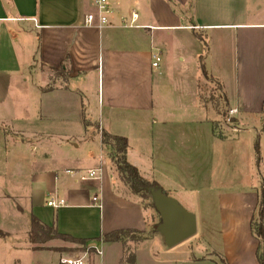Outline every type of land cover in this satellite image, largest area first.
I'll return each instance as SVG.
<instances>
[{
	"label": "crops",
	"instance_id": "obj_1",
	"mask_svg": "<svg viewBox=\"0 0 264 264\" xmlns=\"http://www.w3.org/2000/svg\"><path fill=\"white\" fill-rule=\"evenodd\" d=\"M95 12L93 0H0V75L41 79L22 98L0 95V149L11 144L34 157L28 168L21 159L7 168L18 183L26 177L30 231L35 217L86 240L85 250L71 244L82 254L102 252L91 249L86 264H129L130 254L140 264V252L153 245L161 254L173 249L153 230L160 214L119 176L115 151L102 141L107 133L127 139V162L167 196L176 199L166 184L180 183L217 206L220 226L202 215L198 232L204 238L217 229L224 247H207L191 263L260 264L251 222L264 188V1L114 0L102 28L86 25ZM210 81L229 115L236 111L231 124L202 98ZM243 147L254 175L244 190ZM91 170L100 176L83 181ZM122 230L152 232L142 242L103 241Z\"/></svg>",
	"mask_w": 264,
	"mask_h": 264
},
{
	"label": "rangeland",
	"instance_id": "obj_2",
	"mask_svg": "<svg viewBox=\"0 0 264 264\" xmlns=\"http://www.w3.org/2000/svg\"><path fill=\"white\" fill-rule=\"evenodd\" d=\"M7 74L8 73L6 72H1L0 75V80H2L0 81V95H4L7 98L11 96L12 98H22L27 94V90L29 93V85L33 81H36L35 83H37V81L41 83L40 78L38 79L35 77L34 79L30 73L24 75V71L17 74L18 77L16 79H10ZM21 80H27L28 83L24 84ZM176 89L178 93H180L181 88L177 86ZM171 91H173V89ZM201 95L206 103H209L213 108H217L219 113L224 116L225 121L228 117L230 118L228 109L220 96L218 86L215 82L210 81L209 84H204L201 87ZM228 122L231 124L232 119L230 121L228 119ZM11 137L13 138V136ZM10 147L11 144H8L6 147L0 149V164L2 166L4 165V170L10 166L14 167L15 160L20 161V159L23 161L25 167L27 166L26 168H28L32 159H34L33 154L29 150L24 154H17V152H13L12 147ZM246 151V148L243 147L242 179L243 184H245L242 188L243 190L245 186L249 187L250 184H252L251 179L254 176L251 174L252 171L245 166L246 157H244V154ZM76 153L79 156H83L85 152H83V150H76ZM7 162L8 164H6ZM17 175L20 176V174ZM119 176L123 183L132 192L130 186L126 184L122 175L119 174ZM15 178V170L11 171L10 169H7V172L0 174V231L4 234L3 237L0 236V264H59L60 257L67 258L68 256H82L83 254L79 247L64 240L57 241L61 239H54L38 246L64 254L33 251L29 240L30 215L27 198L28 183L26 182V177H23L22 182L19 183L15 181L18 178ZM166 186H171L168 189V193L169 195L174 196L178 202H188L187 205L189 206L187 207H189V212L197 216L198 221H200L202 215H204L210 218L213 227L220 226V214L217 206L215 207L212 205L211 202H209L210 199L204 198L203 192H201L200 189L185 191V188L181 187L182 184L180 183H177L176 185L167 183ZM5 193L10 194L11 197H6ZM139 198L147 208H153V199L150 196H145L144 198L139 196ZM19 206L26 211L25 214L18 210ZM159 222L160 218L158 214H156V223ZM155 226H157V224H155ZM151 232H148V234ZM219 232H217V229H213L207 237L205 236L203 238L202 233L200 232L199 234L197 231V234L193 238L175 246V248L171 249L169 253L166 254H161L157 250L156 245H153L149 249L140 252V264H197L191 263L190 259L203 257L202 254L205 253L204 249L207 247L212 249H223L224 242L221 240ZM148 234H130L126 236L125 239L128 240L127 242H137L142 238L147 237ZM60 242H64V244ZM149 242L161 241L160 239H156L155 241ZM59 245L62 247L57 248ZM83 249L85 250L84 247Z\"/></svg>",
	"mask_w": 264,
	"mask_h": 264
},
{
	"label": "trees",
	"instance_id": "obj_3",
	"mask_svg": "<svg viewBox=\"0 0 264 264\" xmlns=\"http://www.w3.org/2000/svg\"><path fill=\"white\" fill-rule=\"evenodd\" d=\"M202 70L204 76L208 78V74L202 65ZM264 131V130H263ZM102 141L104 145H110L115 151V158L118 170L122 175L126 184H128L132 192L141 197L150 196L152 198V191L158 190L160 187L157 183H152L145 180L139 173L138 169L127 162L126 153L128 149V141L125 138H120L116 136H111L107 133L102 134ZM256 154L258 160L260 159V149L258 141L255 144ZM153 208L155 209L154 205ZM158 226L153 228L154 232H157ZM251 230L254 236L260 241L258 249V260L260 264H264V188L261 191L259 206L255 217L251 222ZM140 232H135L131 230H122L113 232L103 238L104 242H125V237L130 234H137ZM141 234V233H140ZM0 236L3 237V232L0 231ZM54 239H61L79 246L85 247L87 245L86 240H78L66 237L59 234L54 228L47 227L43 225L38 219L32 217L31 219V231L29 234L30 243L35 245V250H50L44 247H39L38 245L45 244ZM147 238L144 237L137 242H142ZM125 262L129 264H136L135 256L130 254L126 257ZM221 263L225 264L224 260Z\"/></svg>",
	"mask_w": 264,
	"mask_h": 264
},
{
	"label": "water",
	"instance_id": "obj_4",
	"mask_svg": "<svg viewBox=\"0 0 264 264\" xmlns=\"http://www.w3.org/2000/svg\"><path fill=\"white\" fill-rule=\"evenodd\" d=\"M151 194L153 205L161 216V224L157 230L169 248H174L197 234V217L194 214L161 189L152 191Z\"/></svg>",
	"mask_w": 264,
	"mask_h": 264
},
{
	"label": "built area",
	"instance_id": "obj_5",
	"mask_svg": "<svg viewBox=\"0 0 264 264\" xmlns=\"http://www.w3.org/2000/svg\"><path fill=\"white\" fill-rule=\"evenodd\" d=\"M95 7H96V12L95 13H91L88 14L86 16V25L88 26H98L100 28L105 27L107 25H109L110 23V16L113 14V2L114 0H93ZM132 21L130 24V27H133L135 22L138 20V13L133 10L132 14ZM125 23V22H124ZM154 63L153 66L154 67H158L160 61H161V57L159 54H155L154 55ZM234 113H236V111H231L230 115L232 116ZM231 120V117L229 118V121ZM99 175V172L91 170L88 172L87 176H84L82 178L83 181L87 180V179H94L97 178ZM94 202L98 201V198L95 197ZM50 206L53 207H57V205L54 202H50L49 203ZM91 249H95L96 253L101 255L102 252L100 250H98L96 247L92 248L89 247L87 248V251L82 255V256H69L67 258H62L61 259V264H86V259L89 255V251Z\"/></svg>",
	"mask_w": 264,
	"mask_h": 264
}]
</instances>
